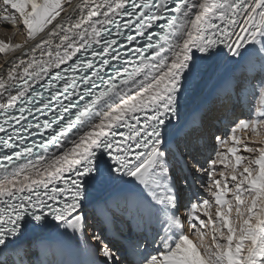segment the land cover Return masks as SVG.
Segmentation results:
<instances>
[{
  "label": "snow or ice",
  "instance_id": "1",
  "mask_svg": "<svg viewBox=\"0 0 264 264\" xmlns=\"http://www.w3.org/2000/svg\"><path fill=\"white\" fill-rule=\"evenodd\" d=\"M70 8L0 0V21L24 35L0 40L19 53L0 65V264H264V0ZM215 66L221 105L260 104L214 135L205 166L173 137ZM204 108L194 122L210 132ZM177 161L199 180L187 203ZM97 217L130 234L127 258Z\"/></svg>",
  "mask_w": 264,
  "mask_h": 264
},
{
  "label": "bare ground",
  "instance_id": "2",
  "mask_svg": "<svg viewBox=\"0 0 264 264\" xmlns=\"http://www.w3.org/2000/svg\"><path fill=\"white\" fill-rule=\"evenodd\" d=\"M85 0H71V4L73 8L69 9V12L72 13L74 18H78L77 12L80 6H83ZM75 9V11H74ZM64 15V14H62ZM9 27L12 30V34H5L0 31V40H4L6 42H10L12 44L22 43L24 40V35L20 34L17 31V28L14 27L12 24L0 21V30L1 28ZM10 37V38H9ZM38 55V53H37ZM19 56V53L13 54H0V63L3 61H10L16 59ZM23 59H28V57H22ZM16 63H19V60L16 59ZM219 66H215L209 68L207 75L200 81L196 82L192 89L189 92L186 109H185V125L181 127L173 137V147H178L179 152L183 154V151L188 152L191 151L194 155H196L197 159L200 162L204 161V156H207L209 151L213 149L214 143L210 138L218 132L221 131L219 134H225V130L229 131L231 121L235 120L236 118H245L253 114L255 108L260 104V99L256 98V96H248L244 99V101L236 106L228 105L223 106L221 105L214 97H213V89L215 87V76L216 73L219 71ZM5 69H0V78L6 77ZM211 99L212 102V120H211V131L207 130V121H205V128L202 130L200 127L196 126L194 122V115L197 112H203L205 110L204 106L206 102ZM229 124L225 130H219L220 127L223 125ZM224 127V126H223ZM228 128V130H227ZM209 146V148H208ZM189 157L186 156L184 159L187 160ZM182 171H185L184 174ZM188 170L183 167V164L179 161L176 162L174 168V177L180 176L183 174L186 178V183L192 180L191 175L188 176ZM175 184L176 180L174 179ZM193 181V180H192ZM183 183L181 186H177V189L180 191L182 195V202L186 203L188 201L187 197L191 198V193L184 194L183 189H187L188 184ZM185 210V209H183ZM183 212V211H182ZM94 227L96 230L102 231V233L108 238V240L113 243L117 248L120 249L121 253L124 254L125 258H127V241L129 239L130 234L125 232L121 225L116 222L112 225H106L99 217L96 218ZM114 237L115 239H111L110 237ZM50 244H56L58 241L55 237H50L47 241ZM121 244V245H120ZM37 254H39V246L37 242V247L35 249ZM54 253V249H53Z\"/></svg>",
  "mask_w": 264,
  "mask_h": 264
},
{
  "label": "rangeland",
  "instance_id": "3",
  "mask_svg": "<svg viewBox=\"0 0 264 264\" xmlns=\"http://www.w3.org/2000/svg\"><path fill=\"white\" fill-rule=\"evenodd\" d=\"M3 30V32L5 33V34H10L11 32H12V30H11V28H9V27H5V28H1V30L0 31H2ZM12 34V33H11ZM11 34H10V36H11ZM10 38V37H9ZM5 62L6 61H3L2 63H0V65H3V64H5ZM1 70L3 69V68H0ZM256 98L258 99L259 97L258 96H256ZM229 124H226V125H223L222 127H220V129L219 130H222V132H223V129L225 130V128L228 126ZM227 130H228V128H227ZM221 131H218V132H216L215 134H219ZM228 131H226L225 130V132L224 133H227ZM214 134V135H215ZM214 135L212 136V138H210V141L212 140V142L215 144V140H214ZM212 146H214V145H212ZM208 148H209V146H208ZM212 152V150L211 151H209V153H208V155L210 154ZM183 153H186L185 151H183ZM208 155H207V157H208ZM187 155H185L184 156V158L186 157ZM203 158H205V156L203 157ZM202 164H205V166H206V164H207V158L205 159V161H203V162H201ZM218 167H222V166H218ZM174 168H175V166H174ZM174 168H173V173H172V175L174 176ZM184 172L185 171H182V173L184 174ZM183 174H180V176H176V177H174V179L176 180V184H177V186L179 187V186H181V185H183V183H186V178L184 177V175ZM187 177H189V173H188V176ZM188 183H191V184H195L197 187L199 186V180H196V181H190V182H188ZM188 183H186V184H188ZM184 191V194L186 193V194H189V191H186V189H183L182 190V192ZM191 193V192H190ZM205 195H207L206 193H205ZM191 196V195H190ZM187 199L189 200L190 199V197H187ZM188 202V201H187ZM186 202V203H187ZM181 211H185V210H183V208L181 209ZM233 217H235V212H233ZM99 231V230H98ZM102 232V231H101ZM111 239H115L113 236L112 237H110ZM108 239V238H107ZM121 245V244H120Z\"/></svg>",
  "mask_w": 264,
  "mask_h": 264
}]
</instances>
